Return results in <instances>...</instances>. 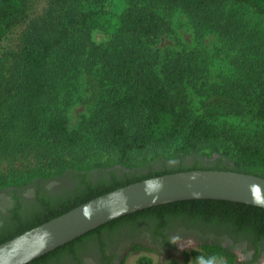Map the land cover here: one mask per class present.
<instances>
[{"label":"trees","instance_id":"trees-1","mask_svg":"<svg viewBox=\"0 0 264 264\" xmlns=\"http://www.w3.org/2000/svg\"><path fill=\"white\" fill-rule=\"evenodd\" d=\"M113 1L0 0V129L11 128L3 132H17L20 141L10 147L2 133L0 148L17 154L24 141L42 162L0 177V193L58 178L77 181L71 191L40 197L27 210L19 202L0 222V245L151 178L194 170L264 177V27H250L242 18L247 8L263 15L264 0H123L119 11L108 9ZM178 10L190 18L200 47L207 33H217L222 49L234 56V76L210 83L200 48L162 56L156 46L174 34ZM95 30L108 42L97 44ZM80 84L95 104L83 126L70 130L63 117L43 116L47 105ZM231 118L248 119L256 129L238 132ZM215 154V161H204ZM127 230L133 250H156L135 241L142 230L161 248L173 245L171 231L194 239L198 246L178 252L193 264L264 259V208L199 199L115 219L28 264L79 261L81 242L97 237L104 250L103 234L123 236ZM138 264L153 262L144 256Z\"/></svg>","mask_w":264,"mask_h":264},{"label":"water","instance_id":"water-1","mask_svg":"<svg viewBox=\"0 0 264 264\" xmlns=\"http://www.w3.org/2000/svg\"><path fill=\"white\" fill-rule=\"evenodd\" d=\"M225 200L264 208V177L194 170L137 182L93 199L0 245V264H28L126 215L186 200Z\"/></svg>","mask_w":264,"mask_h":264},{"label":"rangeland","instance_id":"rangeland-1","mask_svg":"<svg viewBox=\"0 0 264 264\" xmlns=\"http://www.w3.org/2000/svg\"><path fill=\"white\" fill-rule=\"evenodd\" d=\"M44 5L45 3L42 4V6ZM122 8L123 0H114L111 3V6L108 7L109 10L115 9L116 11H119ZM242 13V18L248 22L250 27L259 28L258 26L261 27V23H263L264 27V14L259 15L252 8L242 9ZM172 23L174 34L162 40L156 46L162 56H166L169 53L178 54L184 51H194L197 48H200L203 49V51L205 52V56L208 61L210 83L222 82L223 79H230L232 76H234V74L236 73L235 64L233 63L234 56L226 49V52L222 49L221 41L217 33H207L203 40L204 43L200 47L193 30L191 20L184 12L178 10L172 19ZM93 40L97 44H104L108 42L109 36L102 31L95 30L93 32ZM84 82V80L80 81V83ZM84 90H86L84 85L80 84L78 90L68 93L69 96L65 97L64 99H60L58 103L51 102V104L47 105L46 109L42 111L43 116L48 117L51 114L55 116H60L67 121V126L70 130L80 128L81 126H83L82 124L88 121L89 118L95 112V104L89 100L90 93H87ZM3 111L5 110L3 109ZM229 124L238 132H248L249 130L255 131L256 129V125L253 122H250L248 119L231 118L229 120ZM9 129L11 128H7L5 130L0 129V137L2 136V133L4 134V136L8 137L9 146L11 147L14 142L17 144L20 141L18 140L17 132H12V130L6 133L3 132L8 131ZM19 146V149L16 151L17 154H14L12 149H9L7 152H4L0 148V177L5 176L6 178H9L17 172L24 171L27 168H37L42 165V162L39 161V158L37 157L38 154L36 153L35 149L28 150L24 141ZM205 150L208 153L211 152L210 148H206ZM218 157L219 156L215 154L212 157L207 158L206 160L204 159V161L213 162ZM168 162L169 165H172L173 163L170 161ZM155 167H159V165H156ZM67 179H72L73 181H76L75 179H73V177H68ZM72 189V186H67V190H63L62 194L65 192H69ZM59 193L53 190L52 196L56 197L58 195H61ZM146 244H149L150 248L156 250L151 251L145 249H125L121 252L123 255V259H125V263L138 264L139 259L144 256L150 257L152 259L153 264H171L172 262L176 264L194 263L193 260H191L190 262H185L184 255H181V253L173 254L167 252L166 250H164V248L157 247L150 241H145L144 245ZM195 247V244L188 242L185 245L186 249L184 250L190 251ZM261 264H264V260Z\"/></svg>","mask_w":264,"mask_h":264},{"label":"flooded vegetation","instance_id":"flooded-vegetation-1","mask_svg":"<svg viewBox=\"0 0 264 264\" xmlns=\"http://www.w3.org/2000/svg\"><path fill=\"white\" fill-rule=\"evenodd\" d=\"M102 173L104 174V172ZM76 185L77 181H73L72 179L58 178L47 182H37L16 191L15 194L11 192V190L0 193V222L9 219L12 209L15 208L19 202L23 210H27L30 206L36 204L40 197H52L53 190L57 193L61 192L59 194H62L63 190H67V186L75 187ZM126 232L127 233L123 236L114 235L113 237H108L107 234H103L106 241L104 250L97 237H92L85 242H81L78 245L80 259L79 261L74 260V262L70 264H122L123 255L121 252L125 249H133L134 242L131 231L127 230ZM147 234L146 231L142 230L140 234L134 235L135 241H152L151 236ZM169 234V241L173 245L164 248L167 252L173 254H177L178 252L183 253L185 251L184 249H186L185 245L188 242L196 246L199 245L197 241L190 237L179 238L177 231H171ZM263 260L260 263H262Z\"/></svg>","mask_w":264,"mask_h":264}]
</instances>
